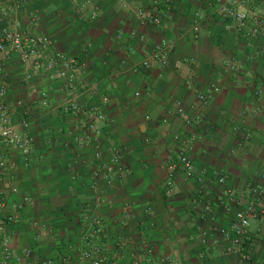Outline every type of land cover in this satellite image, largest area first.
<instances>
[{
    "label": "crops",
    "instance_id": "obj_1",
    "mask_svg": "<svg viewBox=\"0 0 264 264\" xmlns=\"http://www.w3.org/2000/svg\"><path fill=\"white\" fill-rule=\"evenodd\" d=\"M83 1L8 4L11 24L20 22L50 35L55 50L87 63L76 89L69 91L47 72L26 82L16 58L0 59L9 75L7 104L13 123L23 133L27 122L35 142L29 165L18 149L0 142L10 161L3 186L6 213L17 218L8 226L11 264L48 259L62 264L65 254L70 255L69 264H88L80 258L82 237L99 193L110 201L98 208L106 222L102 245L119 254L116 264L134 260L161 264L160 257H170L176 264H264V201L252 192L255 187L264 189V93L254 95L255 90L264 91V38L238 39L217 13L219 0H176L161 27L142 25L135 16L149 0H95L100 6L95 20L90 19L91 5L79 10ZM198 9L203 20L195 38ZM32 12L42 17L37 26L30 23ZM163 41L173 49L165 67L131 70L152 45ZM190 58L196 63L185 61L177 67L178 61ZM233 58L237 69L230 71ZM212 84L220 91L200 104L197 94ZM41 91L48 92V106L41 103ZM76 93L106 112L107 119L98 125L102 132L98 144L90 138L81 142L82 119L61 108ZM179 105L192 114L200 109L205 119L185 124L176 115ZM96 146L104 159L119 147V164L126 169L114 174L112 187L98 180L99 190L91 187L99 164ZM182 146L194 161L196 174L187 178L177 171L169 189L167 165L178 160ZM221 175L226 176L224 183L218 182ZM230 192L238 199L230 200ZM251 200H256L260 213L251 223L253 260L247 262L224 254L227 242L214 229L230 228L236 211ZM25 249L32 250L31 260L25 258Z\"/></svg>",
    "mask_w": 264,
    "mask_h": 264
},
{
    "label": "built area",
    "instance_id": "obj_2",
    "mask_svg": "<svg viewBox=\"0 0 264 264\" xmlns=\"http://www.w3.org/2000/svg\"><path fill=\"white\" fill-rule=\"evenodd\" d=\"M12 0H0V59L16 58L24 67L22 79L30 82L41 72L51 74L53 78L58 80L61 88L73 91L76 89L79 76L83 67L87 65L85 61H81L75 57L69 56L64 52L54 49L53 38L46 33H38L30 27H22L20 22L12 23L9 20L10 9L8 4ZM176 0H149L146 6L139 7L135 10V16L142 25H153L161 27L171 16L172 7ZM87 5H91L92 11L90 19L95 20L100 15V6L95 0H84L79 7L83 11ZM256 5V8L254 7ZM16 8L21 10L22 4L17 3ZM264 0H219L217 13L223 17L228 27L232 29L238 39L250 40L255 37L264 38ZM42 17L38 12L30 14V23L37 26L41 23ZM203 20V13L198 9L194 14L193 31L195 38L198 37V31ZM117 39L121 37V33H117ZM140 39L145 40L144 36ZM172 45L167 41L152 45L145 57L131 65L133 72L150 71L155 67L163 68L169 62V56L172 52ZM190 64L196 63L193 58L184 59L177 62L180 68L183 62ZM237 69V59L233 58L229 61V70ZM9 75L4 66L0 63V142L7 146L18 149L23 157L26 165L31 163L35 151L34 138L28 131V123L24 122L25 131L20 133L12 120V114L7 104V97L10 90ZM96 91V86L90 88ZM220 91L217 84H212L206 92H199L197 100L200 104L207 102L216 93ZM264 91L255 90L256 97L261 96ZM136 97L141 96L140 91L135 92ZM40 100L43 106L50 103L47 91H41ZM18 105L22 106L23 101L19 100ZM61 108L70 112L72 115L80 117L84 136L80 139L84 142V138H90L95 144H98L101 129L99 123L107 119L106 112L101 106L82 101L79 94H73ZM200 110V109H199ZM197 110L195 114L189 112L185 107L179 105L176 109V115L187 125H191L195 121H203L205 115ZM150 116L146 115V121L150 120ZM168 120L164 119L163 123L168 124ZM89 135V136H88ZM250 134L246 139L249 140ZM192 140H195L193 135ZM149 143L150 140L146 139ZM121 151L119 147H113L111 150V158L104 159L100 148L96 146L95 158L99 164L94 168L91 187L93 190H99L98 180H102L107 187H112L113 176L115 173L123 174L126 172L124 166L119 164ZM10 166L9 158L4 150L0 148V264H11L14 260V253L10 243L8 234V226L16 222V215L7 214V202L3 192V186L7 178V170ZM183 171L187 178H192L196 174L194 161L188 155L185 146L180 147L178 160L168 163V180L167 187L171 189L174 185V176L177 171ZM226 176L221 175L218 178L219 183H224ZM14 192L18 188L13 189ZM252 192L256 199L264 201V189L255 187ZM237 193L230 192V200H237ZM240 195V194H239ZM243 195H240V198ZM110 203V201L102 194L96 198V201L90 206L91 212L86 216L87 231L82 237L84 247L80 251L81 260L88 264H116L120 258L118 253H113L103 247L102 240L105 235V220L99 213L98 208ZM259 209L256 200H251L244 206H240L236 211L232 225L228 229L215 228L227 242L224 248V254L235 255L244 261L251 262L253 260L251 242V223L259 216ZM204 234L201 238L204 243L206 240ZM26 259L31 260L33 252L31 249L24 250ZM70 255L65 254L61 257L62 264H69ZM161 264H176L170 257H160ZM35 264H55L52 259L42 260ZM133 264H139L138 260H134Z\"/></svg>",
    "mask_w": 264,
    "mask_h": 264
},
{
    "label": "rangeland",
    "instance_id": "obj_3",
    "mask_svg": "<svg viewBox=\"0 0 264 264\" xmlns=\"http://www.w3.org/2000/svg\"><path fill=\"white\" fill-rule=\"evenodd\" d=\"M20 68H21V67H20ZM20 68H19V69H20Z\"/></svg>",
    "mask_w": 264,
    "mask_h": 264
}]
</instances>
